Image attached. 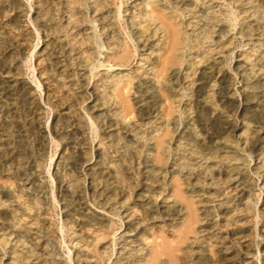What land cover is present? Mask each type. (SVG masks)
Returning a JSON list of instances; mask_svg holds the SVG:
<instances>
[{
  "label": "bare ground",
  "instance_id": "bare-ground-1",
  "mask_svg": "<svg viewBox=\"0 0 264 264\" xmlns=\"http://www.w3.org/2000/svg\"><path fill=\"white\" fill-rule=\"evenodd\" d=\"M37 3L0 0V264H264V0ZM17 132L65 142L52 176H23Z\"/></svg>",
  "mask_w": 264,
  "mask_h": 264
},
{
  "label": "rangeland",
  "instance_id": "rangeland-1",
  "mask_svg": "<svg viewBox=\"0 0 264 264\" xmlns=\"http://www.w3.org/2000/svg\"><path fill=\"white\" fill-rule=\"evenodd\" d=\"M25 4H27V8L32 7L31 10V17H34V11H37V0H22ZM130 4V2H129ZM11 24L14 26H21L24 23V17L19 18L17 16H13L12 20H11ZM28 24V23H27ZM26 25V24H25ZM31 29H33V27H31ZM45 35L44 33L41 31L39 37H37L36 33H34V37L29 36L28 40L25 41V45L23 47L22 52L17 53L16 58L18 61L21 62V64H23V68L21 70V78H23V80L29 82L31 84V86L35 87V85L33 83H31V74L28 70V67L32 64V66L34 67L36 65L37 61V57L35 56V58L32 60V63L30 64H24V61L28 58V55H30V52L33 51V47H35L36 44L39 43V45L37 46L35 53H37L43 46V43L45 41ZM240 45L241 42L240 41H236L233 45V49H235L236 52L240 51ZM2 47L1 44V40H0V48ZM136 59L135 61L132 63V65L129 67L130 69L135 68V64H136ZM228 61L225 60L223 66H225V68L228 69ZM26 65V66H24ZM234 65V63H233ZM177 67H172L169 71V73H171L173 70H176ZM100 73H103V70H99ZM34 76H37V71L34 73ZM43 89V88H42ZM41 89V90H42ZM42 92V99L40 100V104L41 106H43L44 111H45V117L43 119V121H45V126H51L53 119L57 116V110L51 106H46L45 105V90L43 89V91H39L38 93ZM126 97L128 98V105H130L131 107V111H132V115L130 116L131 120H136L137 119V106L135 105V101L137 98V95L135 94L134 90H131L130 92H125ZM51 108V109H50ZM250 110L248 111V116H252L253 118L255 117L256 113L253 115L251 112L249 114ZM241 114H244L241 112ZM239 118H240V114H238ZM246 117V116H245ZM253 118H251L249 120V122H255L253 120ZM182 127H180L179 131L181 130ZM38 137V141L40 140V135L36 134V133H29L28 135L24 136L23 133H14V140L15 142H17V148L19 151V154L21 155L20 161L17 162V167H20L22 169V174L24 177L28 176L31 172H42V174L46 175L47 171L49 170L50 167V176H52L53 174V165L55 164V162L57 161V158L59 155L64 154V155H68L69 151L65 150V142L63 140H61V137L57 136V135H53L52 138L53 139V143H50L48 145L45 144L44 147L42 148H38L37 144L35 145V139H37ZM54 157V158H53ZM50 158H53L52 162L50 160ZM49 177V175L47 176V178ZM49 180V178H48ZM9 180L7 179V177H0V187H4L6 186L9 182ZM53 187L54 192L56 191V181L54 179L49 180V188L51 189ZM62 208L63 205L61 202L58 203H53L51 204L50 207V213H51V218L55 224V227L58 226V229L60 228V221L63 218V212H62ZM184 208V207H183ZM112 227H114V224L111 225ZM59 236L61 237V234L59 233ZM45 238L48 242V252L51 256V258L55 261H59L62 260V258H67L68 257V250L66 248V245H64L63 243L60 245H58L57 243H55L52 239H50L49 237H47L45 235ZM66 241V238L63 239L62 238V242ZM167 241H171V238H169V240ZM258 242L261 245V239H258ZM235 247V246H234ZM210 255H214V253H212L211 251H208ZM61 255L63 257H61Z\"/></svg>",
  "mask_w": 264,
  "mask_h": 264
}]
</instances>
